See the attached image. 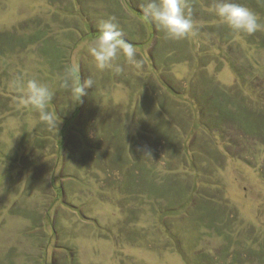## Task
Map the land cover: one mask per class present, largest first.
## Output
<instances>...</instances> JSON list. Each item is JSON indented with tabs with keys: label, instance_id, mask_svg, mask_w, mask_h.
Listing matches in <instances>:
<instances>
[{
	"label": "rangeland",
	"instance_id": "obj_1",
	"mask_svg": "<svg viewBox=\"0 0 264 264\" xmlns=\"http://www.w3.org/2000/svg\"><path fill=\"white\" fill-rule=\"evenodd\" d=\"M139 2L0 0V264H264V29L237 42L187 0L172 40ZM109 16L139 66L96 68ZM29 80L52 123L19 105Z\"/></svg>",
	"mask_w": 264,
	"mask_h": 264
},
{
	"label": "clouds",
	"instance_id": "obj_2",
	"mask_svg": "<svg viewBox=\"0 0 264 264\" xmlns=\"http://www.w3.org/2000/svg\"><path fill=\"white\" fill-rule=\"evenodd\" d=\"M137 7L144 18L162 31L166 38L182 40L194 31L187 0H140ZM210 12L216 17L218 24L225 25L231 31L237 42H243L245 36L264 29V24L253 11L232 0H214ZM96 28L98 34L87 50L97 69L112 68L114 61L121 55L128 63L139 66L141 62L137 59L136 49L123 39L124 31L116 17L99 19ZM116 70H120L118 66ZM169 70L178 80L183 79L189 72L186 64H173ZM93 83L91 78H87L76 91L84 95L85 90L92 87ZM20 87L24 94L19 99V105L35 108L41 120L52 123L53 116L47 111L53 95L49 88L35 80H29Z\"/></svg>",
	"mask_w": 264,
	"mask_h": 264
}]
</instances>
